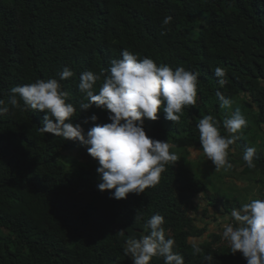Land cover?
Instances as JSON below:
<instances>
[{"label": "trees", "instance_id": "trees-1", "mask_svg": "<svg viewBox=\"0 0 264 264\" xmlns=\"http://www.w3.org/2000/svg\"><path fill=\"white\" fill-rule=\"evenodd\" d=\"M166 16L172 20L163 25ZM123 49L200 74L197 105L185 107L179 123L162 111L158 120L144 121L146 135L175 145L172 151L186 157L203 152L196 125L205 115L214 117L221 135H230L223 121L232 109L220 107L218 91L232 106L243 101L256 122L264 123V0H0V100L9 108L0 116V264H132L125 243L147 234L145 222L155 214L164 217L166 238L175 240L174 251L185 264H247L230 247H214L224 223L208 236L207 225L195 218L199 199L227 215L239 205L211 196L179 167V157L155 187L117 200L114 190L97 188V160L89 166L60 163L58 156L68 159L63 153L86 147L40 132L43 112L26 110L22 101L19 107L8 103L13 87L56 78L69 93L67 102L79 109L87 102L78 89L80 74L104 70L98 91L110 61L121 58ZM64 67L74 75L61 81ZM217 67L227 72L223 85L214 74ZM93 114L95 123L110 122L94 105L78 111L73 122L86 133L94 124L84 120ZM249 130L235 142L242 156L228 159L244 176H264L263 152L256 150L254 168L242 159L251 147L243 137ZM255 181L264 198V180ZM207 211L203 215L210 219ZM193 241L200 253H194ZM150 264L164 261L153 258Z\"/></svg>", "mask_w": 264, "mask_h": 264}, {"label": "clouds", "instance_id": "clouds-1", "mask_svg": "<svg viewBox=\"0 0 264 264\" xmlns=\"http://www.w3.org/2000/svg\"><path fill=\"white\" fill-rule=\"evenodd\" d=\"M172 20L166 16L163 25ZM107 75L101 81L100 74L85 71L80 74L78 89L87 102L79 104V109L67 102L69 93L63 90L56 78L39 79L30 84L18 85L11 89L9 104L39 110L44 113L42 133L78 142L86 147L88 154L98 161L96 169L100 191L114 190L111 196L117 200L127 198L129 193L137 195L155 187L169 163L175 164L178 157L172 149L175 145L168 141L150 138L144 130V121L165 119L179 123L187 106L197 105V84L199 72L183 67L171 68L158 65L150 57H141L128 49H123L121 58L112 59ZM220 85L226 81L227 72L221 67L215 69ZM74 73L64 67L59 79L68 80ZM220 107L232 108V100L216 93ZM93 105L107 112L108 123H95L98 117L93 114L84 120L93 122L86 133L80 123H74L77 112L87 111ZM9 111L4 100H0V116ZM248 121L239 108L223 121V127L230 134L221 135L220 126L211 115H205L196 125L200 143L208 160L215 169L232 167L229 162V148L238 139L237 133L247 127ZM256 149L248 147L242 159L249 168L255 167ZM231 220L223 227V238L230 246V252L241 253L247 264H264V198L253 199L239 209L231 211ZM234 222H233V221ZM165 219L155 214L147 219L144 227L147 234L140 238L127 239L124 252L132 259V264H150L153 258H162L164 264H185L184 257L174 251L175 240L166 238ZM123 235V230L120 231ZM194 253L201 249L192 242ZM208 261L211 258H206Z\"/></svg>", "mask_w": 264, "mask_h": 264}, {"label": "rangeland", "instance_id": "rangeland-1", "mask_svg": "<svg viewBox=\"0 0 264 264\" xmlns=\"http://www.w3.org/2000/svg\"><path fill=\"white\" fill-rule=\"evenodd\" d=\"M236 108L241 110L248 121L247 127L250 130L248 135L243 136L245 141L258 152H263L264 154V123H261L260 126L256 122L253 111L245 107L243 101L236 103L232 106V110L229 109V111H233ZM243 131L244 128L236 135L238 137L243 135ZM76 150H74L73 153H63L67 157L71 156L68 159L58 156L60 163L64 167H70L75 164L89 166L96 161V159L88 154L86 148L78 147ZM175 154L179 157V167L191 172L198 181H201L206 186L211 196L218 198L220 202L228 200L232 204L235 203L236 206L239 205L240 208L244 203L263 197L261 186L255 181L257 176H259L260 180H264V176L260 173L244 176L242 174L243 169L241 167L238 168V165L217 170L212 161L208 160L203 152H191L190 157H186V154L182 151H176ZM229 155L235 156L234 159L242 156L237 143H234V148L231 152L229 151ZM208 202L209 201L206 199H199L196 201L195 208L197 209V214L195 213V218L198 225L202 227L205 226L204 224L207 225V235L210 236L217 230L216 227L220 224H225L227 221L230 222L231 216L224 214L221 207V211L215 208H209ZM204 210H208L207 212L210 219H205L206 217L203 215Z\"/></svg>", "mask_w": 264, "mask_h": 264}, {"label": "built area", "instance_id": "built-area-1", "mask_svg": "<svg viewBox=\"0 0 264 264\" xmlns=\"http://www.w3.org/2000/svg\"><path fill=\"white\" fill-rule=\"evenodd\" d=\"M220 235H221V241H220V243L216 244L214 247H221V245H226V246L230 247L228 242L223 238V228L220 231Z\"/></svg>", "mask_w": 264, "mask_h": 264}]
</instances>
